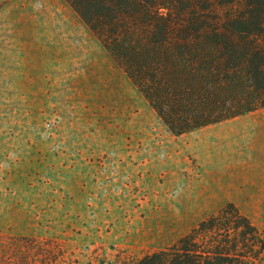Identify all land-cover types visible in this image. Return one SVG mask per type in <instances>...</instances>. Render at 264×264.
<instances>
[{
    "label": "rangeland",
    "instance_id": "obj_1",
    "mask_svg": "<svg viewBox=\"0 0 264 264\" xmlns=\"http://www.w3.org/2000/svg\"><path fill=\"white\" fill-rule=\"evenodd\" d=\"M216 3L199 0L198 12ZM129 42L144 43L125 36L113 50L141 67L172 62L183 81L175 130L67 0H0V264H137L229 204L264 238V105L217 118L244 86L207 101L181 65L203 69L218 55L182 43L170 57L153 45L134 54Z\"/></svg>",
    "mask_w": 264,
    "mask_h": 264
},
{
    "label": "trees",
    "instance_id": "obj_2",
    "mask_svg": "<svg viewBox=\"0 0 264 264\" xmlns=\"http://www.w3.org/2000/svg\"><path fill=\"white\" fill-rule=\"evenodd\" d=\"M67 1L170 130L180 125L176 123L174 107L183 104L182 99L187 91L183 81L171 68L172 62L141 67L118 56L113 49L122 37L143 40L144 43H139L137 49L132 47L131 42L126 45L134 54L153 45L170 57L168 47L180 43L211 49L218 57L208 67L194 71L192 65L189 67L190 63L185 61V68L183 65L181 68L185 77L198 75L191 88L204 95L207 101L211 98L210 92L221 93L235 80L244 86L242 97L245 99L236 102L237 109H224L223 106L217 118L264 105V0H215L218 1L216 5L206 8L208 13L198 12L199 0H121L120 3L118 0ZM183 2H187V7L174 21L172 11ZM226 7L235 9V12H226L222 16L221 11ZM93 10L96 13L101 10L112 12V17L104 23L103 16L92 14ZM209 13L215 15L212 22L207 19ZM139 17L145 21L138 23ZM110 27L115 28L113 34L108 33ZM190 27H194V32L189 31ZM140 31L143 34L139 37ZM182 32H185V37L180 36ZM158 33L161 40L154 42ZM231 60L237 64L229 67L227 63ZM251 93L256 94V100L242 104ZM209 108L210 105L205 104L202 111ZM193 123L200 122L195 120ZM263 252L264 238L259 230L229 204L216 215L201 221L172 246L142 257L137 264H254Z\"/></svg>",
    "mask_w": 264,
    "mask_h": 264
}]
</instances>
